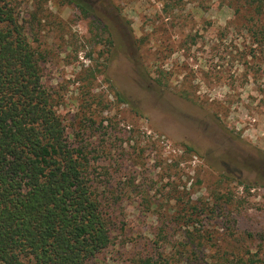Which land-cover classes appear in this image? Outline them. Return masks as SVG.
<instances>
[{
  "label": "rangeland",
  "instance_id": "rangeland-1",
  "mask_svg": "<svg viewBox=\"0 0 264 264\" xmlns=\"http://www.w3.org/2000/svg\"><path fill=\"white\" fill-rule=\"evenodd\" d=\"M9 2L113 216L89 264H133L144 246L173 264L239 246L264 260V42L238 1Z\"/></svg>",
  "mask_w": 264,
  "mask_h": 264
},
{
  "label": "trees",
  "instance_id": "trees-1",
  "mask_svg": "<svg viewBox=\"0 0 264 264\" xmlns=\"http://www.w3.org/2000/svg\"><path fill=\"white\" fill-rule=\"evenodd\" d=\"M237 1L236 12L250 14V37L263 43L264 0ZM165 76L157 70L156 81ZM89 153L66 133L38 55L9 0H0V264H89L111 245L114 220L90 176ZM241 247L236 259L208 264H264L249 248L237 256ZM144 249L133 264H173Z\"/></svg>",
  "mask_w": 264,
  "mask_h": 264
}]
</instances>
